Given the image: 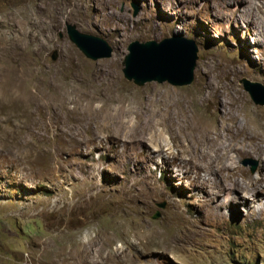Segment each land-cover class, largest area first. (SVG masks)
Wrapping results in <instances>:
<instances>
[{"label": "rangeland", "instance_id": "obj_1", "mask_svg": "<svg viewBox=\"0 0 264 264\" xmlns=\"http://www.w3.org/2000/svg\"><path fill=\"white\" fill-rule=\"evenodd\" d=\"M172 36L197 46L189 85L124 77L129 42ZM241 78L264 86V0H0V264H264V190L208 169L264 179V105ZM200 131L219 139L192 153L205 172Z\"/></svg>", "mask_w": 264, "mask_h": 264}, {"label": "water", "instance_id": "obj_2", "mask_svg": "<svg viewBox=\"0 0 264 264\" xmlns=\"http://www.w3.org/2000/svg\"><path fill=\"white\" fill-rule=\"evenodd\" d=\"M134 12L137 5L134 4ZM68 39L86 56L92 60L110 57L112 48L106 41L98 36L79 32L75 25L66 24ZM56 51L51 54V59H56ZM197 60V46L192 39L172 36L157 42L137 40L129 42L127 54L122 61L124 77L137 86L146 82H167L173 86L189 85L193 80V71ZM239 82L248 92L254 104L264 105V86L241 78ZM253 163L244 160L243 164ZM250 171H254V164ZM163 205H161L162 207ZM155 214L153 218H157Z\"/></svg>", "mask_w": 264, "mask_h": 264}, {"label": "bare ground", "instance_id": "obj_3", "mask_svg": "<svg viewBox=\"0 0 264 264\" xmlns=\"http://www.w3.org/2000/svg\"><path fill=\"white\" fill-rule=\"evenodd\" d=\"M116 29V27H115ZM118 30V29H117ZM206 90V89H205ZM222 91V90H221ZM204 95V94H203ZM204 98V97H203ZM202 98V99H203ZM150 99V98H149ZM224 100V99H223ZM149 101V100H148ZM129 103V102H128ZM149 103V102H148ZM152 104V103H151ZM127 105V104H126ZM139 105H142V104H139ZM154 105V104H153ZM223 108L225 109L226 111V115L227 117H229L228 119L229 120H232V116L234 115L232 112H230V110L225 106V104L223 103ZM165 107V106H164ZM119 109H122V108H119ZM146 109V107H144V110ZM154 110V109H153ZM157 110V109H156ZM155 111V110H154ZM145 112V111H144ZM236 112V111H235ZM159 115L157 114V112L155 111L153 116H156L157 115L159 116L158 117V120H157V123L160 124L161 126H164V127H167L168 129H170V126L172 124H176L178 122V115L176 114H172L166 107L165 109L160 107V111H159ZM151 114V113H150ZM237 114V113H236ZM149 115H147L148 117ZM146 117V118H147ZM153 121V119H152ZM186 121H187V115H186ZM146 123V122H145ZM150 123V122H149ZM147 123V124H149ZM190 123V122H189ZM228 126V125H227ZM149 127V126H148ZM200 127V126H199ZM232 127V126H231ZM198 128V127H197ZM204 128V127H203ZM195 129V128H193ZM219 130V129H217ZM232 130V129H231ZM230 130V131H231ZM241 132H243V134H248V135H245V137L248 139V140H253L254 139V135L252 134H249L248 132L245 131V125L242 126L241 129H239ZM162 131V130H161ZM222 131V130H221ZM227 131V130H226ZM234 131V130H233ZM163 132V131H162ZM193 132H191L190 134H192ZM239 133V132H238ZM259 133V132H258ZM197 134V133H196ZM197 137H194L192 138L193 142H188V145L190 146V151H191V154L196 152L198 153V148L201 144H203L204 142H208L210 141L211 145H215L217 144V141H219V139H216V140H211L209 139L208 137V133L207 132H204L203 133L200 131L198 134ZM232 135V134H231ZM220 136V135H219ZM224 136V135H223ZM234 137V136H233ZM232 137V138H233ZM231 138V140H232ZM229 139V138H228ZM259 139V138H258ZM264 139V138H263ZM191 141V140H190ZM259 142V141H258ZM230 143V142H229ZM236 144V143H235ZM233 145V144H232ZM254 145V144H253ZM263 145V144H262ZM230 147V146H229ZM247 147V146H246ZM237 148V147H236ZM263 148V147H262ZM227 150V149H226ZM247 150V149H246ZM149 153L152 152V149H148ZM238 151V149H237ZM241 151V150H239ZM147 155V154H146ZM195 155V153H194ZM146 157V156H145ZM196 158V157H195ZM195 158L193 157V154L192 156L190 155V165H191V168L197 170V171H203L205 172L206 171V168L202 165H200L198 162H197V159L195 160ZM226 163V162H225ZM208 169L211 171V170H217V175H221L222 178L224 179L223 181H225L226 183H224L225 185V189L226 190H231V189H234V188H239V189H244L246 190V188H249L248 190H251V191H255V192H260L262 190H264V179H256V183L252 185L253 182H251L250 185L248 186H243L242 183H239L237 178L234 177V175L231 173L232 171L235 170V167H232L228 164H219L216 168L212 167V166H209ZM224 185H223V188H224ZM251 186V187H249ZM240 199V198H239ZM238 201V199H237ZM45 247V246H43ZM88 252V251H87ZM81 253V252H80ZM84 254V253H83ZM75 261V260H73ZM82 262V261H81Z\"/></svg>", "mask_w": 264, "mask_h": 264}]
</instances>
